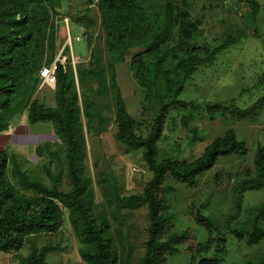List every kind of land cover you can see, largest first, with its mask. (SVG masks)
Here are the masks:
<instances>
[{
  "label": "rangeland",
  "instance_id": "1",
  "mask_svg": "<svg viewBox=\"0 0 264 264\" xmlns=\"http://www.w3.org/2000/svg\"><path fill=\"white\" fill-rule=\"evenodd\" d=\"M257 17L259 36H249L220 52L206 66H199L182 91L175 95L167 90L162 71L172 69L179 55L186 52L206 56L208 50L221 44L226 36L245 27L240 13L227 10L218 0H174V11H187L186 26L193 28V37L186 49L172 50L181 38L179 20L175 21L171 36L161 45L166 60L158 71L159 95L148 96L145 85L132 64L133 56L144 48L128 51L125 61L113 71L106 33L97 2L89 0H56V38L48 44L49 64L60 60L72 68L82 110L83 101L90 102L94 118L89 126L82 115L86 141V173L92 177L95 194V215L105 217L111 225L110 234L120 255L119 264H136L145 253L148 239V206H128L119 200L131 194L142 193L152 177L141 149L129 148L115 139L116 82L126 103L127 111L135 121V132L146 135L157 116L160 103H168L163 135L158 141V161L165 158L193 161L212 140L234 127L237 138L246 143V155L220 157L217 163L198 177V184L189 187L167 179L166 200L173 226L171 233L188 231L189 239L178 245L168 256L167 264H199L201 259L217 258L218 264L253 260L257 262L264 252V238L250 244L247 230L254 221L264 227V184L260 188L240 190L239 183L254 169L257 148L264 145V105L255 117L237 118L231 107H248L264 97V0ZM150 11H157L161 0H144ZM194 24V25H193ZM80 38H77V37ZM84 37V38H83ZM144 72L155 74L153 55L144 57ZM97 68V73L87 68ZM114 72V76H113ZM172 75V74H171ZM55 86L42 79L36 84L34 96L48 105H55ZM161 99V100H160ZM23 119L21 115L18 120ZM11 124L16 125L15 122ZM14 135L0 134V148L16 153L22 169L36 180L62 190L71 187L65 143L55 134L51 122L31 124L19 122ZM19 131V133H16ZM38 144L45 147L41 155ZM49 169L51 175L46 172ZM106 172L115 179L101 189L98 176ZM15 182V179L11 176ZM199 213L212 225V242L207 229L196 221ZM225 239V242L218 241ZM45 244L58 246L47 256L46 264H87L80 251V242L65 209V222L56 233L32 236L18 252L3 253L0 264H18L33 247Z\"/></svg>",
  "mask_w": 264,
  "mask_h": 264
},
{
  "label": "trees",
  "instance_id": "2",
  "mask_svg": "<svg viewBox=\"0 0 264 264\" xmlns=\"http://www.w3.org/2000/svg\"><path fill=\"white\" fill-rule=\"evenodd\" d=\"M173 1L161 0L159 9L153 12L146 8L144 0H89L98 3L113 71L117 64L125 61L129 50L144 48L133 56L132 64L137 67L138 78L145 85L148 96L155 93L160 97L158 71L163 67L170 49L162 54L159 49L171 36L175 21L179 20L181 25V38L171 51L186 49V44L193 37L195 26H186L184 19L189 13L182 10L175 12ZM218 1L227 10L240 13L245 27L229 33L221 44L208 50L206 56L186 52L176 58L172 69L163 70L161 77L165 80V87L169 91L174 90L175 95L182 91L185 82L199 66L210 65L220 52L239 40L259 36L257 17L261 4L258 0ZM56 13V0H0V132L9 129L12 121L25 112L31 124L51 122L55 134L65 143L71 181L70 189L62 190L58 185L49 186L36 180L22 169L16 153L9 154L0 148V259L3 253L20 251L32 236L58 232L65 222L67 209L69 222L80 242L85 244L80 251L82 259L87 264H119L121 259L110 234L111 225L107 218L97 217L94 211L92 177L86 173L82 115L87 117L89 126L95 115L89 110L88 100L83 101L82 110L71 66L56 61L55 105H48L33 95L41 68L50 62L48 44H53L56 38ZM150 55L156 57L153 76L142 69L144 57ZM87 71L97 73L99 70L90 67ZM114 86L117 88L115 139L129 148L141 149L143 159L152 172L142 193L119 197L128 206H148V239L145 253L136 264H167L168 256L177 252L178 245L189 239L188 231L171 233L173 223L165 196L167 179L194 187L198 184V177L211 169L220 157L246 155L248 147L237 138L235 128L230 127L224 135L215 137L193 161L171 158L158 161L157 144L163 135L168 103H160L150 131L146 135L137 134L135 121L127 111L116 82ZM263 105L264 97H261L248 107L233 105L230 114L242 119L255 117ZM44 147V144L37 145L38 155L42 154ZM46 172L51 175L49 169ZM113 179L106 172L98 176L104 192ZM263 184L264 145H260L254 157V169L241 180L239 188L245 191L260 188ZM260 215H264V206ZM195 218L207 229L209 242H212L211 223L199 213ZM247 234L250 244L258 243L264 238V227L254 221ZM218 241L224 243L225 239L218 238ZM57 248L51 244L35 246L18 264H46L48 254ZM219 262L217 258H204L199 264ZM231 264H264V252L257 262L245 260Z\"/></svg>",
  "mask_w": 264,
  "mask_h": 264
},
{
  "label": "built area",
  "instance_id": "3",
  "mask_svg": "<svg viewBox=\"0 0 264 264\" xmlns=\"http://www.w3.org/2000/svg\"><path fill=\"white\" fill-rule=\"evenodd\" d=\"M77 38H80V37L78 36ZM39 76L46 84L50 86H55L56 84V62L55 64L44 65L39 72Z\"/></svg>",
  "mask_w": 264,
  "mask_h": 264
},
{
  "label": "crops",
  "instance_id": "4",
  "mask_svg": "<svg viewBox=\"0 0 264 264\" xmlns=\"http://www.w3.org/2000/svg\"><path fill=\"white\" fill-rule=\"evenodd\" d=\"M20 117V116H19ZM19 117H17V118H15L12 122H15L16 123V125H14V124H11V126H10V128L9 129H7V130H5V131H3V132H0V134H3V135H7V136H9V135H14V132L13 131H16L17 129V126H22V127H24V125H22V124H18L19 122H27L28 120H27V113L25 112L24 114H23V119L21 118L20 120H18V118ZM16 133H19V131H17Z\"/></svg>",
  "mask_w": 264,
  "mask_h": 264
}]
</instances>
